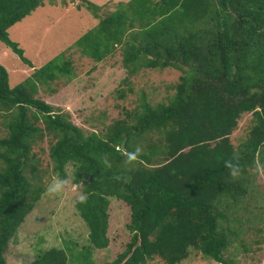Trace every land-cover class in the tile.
<instances>
[{"label": "trees", "instance_id": "obj_1", "mask_svg": "<svg viewBox=\"0 0 264 264\" xmlns=\"http://www.w3.org/2000/svg\"><path fill=\"white\" fill-rule=\"evenodd\" d=\"M42 3L0 0V41L32 68L10 87L0 64V115L7 129L0 136V264H7L11 238L45 189L33 152L44 137L54 174L68 177L71 165L72 182L88 195L74 204L89 244L78 251L66 247L69 255V248L77 252L73 264H95L91 250L108 246L115 200L129 210L130 240L104 264H144L155 257L178 264L192 251L218 264H238L226 254L234 239L242 244L231 223L240 220L235 210L248 192L245 176L264 153V0H126L104 15L86 1L97 23L34 67L7 29ZM117 48L126 78L140 67L181 71L168 101L152 103L141 92L137 105L102 135L85 133L68 111L36 96L39 84L76 76L68 50L98 63ZM243 112L251 113L253 124L234 145L230 135ZM229 160L239 163L237 176L226 167ZM68 261L63 248L50 247L27 264Z\"/></svg>", "mask_w": 264, "mask_h": 264}, {"label": "rangeland", "instance_id": "obj_2", "mask_svg": "<svg viewBox=\"0 0 264 264\" xmlns=\"http://www.w3.org/2000/svg\"><path fill=\"white\" fill-rule=\"evenodd\" d=\"M86 1L98 5L99 15H104L115 9L117 2L126 0H43L41 5L11 25L7 29L8 35L23 49L24 56L34 67H39L60 51L66 50L97 23L98 18L86 8ZM0 47L6 49L1 54L2 61L4 57L8 66L1 64L7 70L8 83L12 87L25 79L32 68L1 41ZM70 50L67 56L76 76L70 81L62 77L47 85L39 84L36 96L56 109L68 111L70 119L85 133L95 131L103 135L113 120L124 118L125 111L137 105L141 92H145L152 103L168 101L181 74L180 70L174 68L140 67L126 78L127 70L122 65V54L118 48L98 63L80 56L75 49L72 52ZM127 80L130 82L127 83ZM47 86L49 89L53 87L54 91L46 89ZM2 120L0 115V136L7 134ZM252 124L251 113L243 112L230 135V141L234 145L238 144L246 137ZM49 144L48 137H44L33 147L38 174L45 189L11 238L5 255L7 264H27L38 251L50 247L63 248L68 259L72 258V263L68 261L67 264H73L77 263L75 251L88 247L87 227L74 208L76 197L81 194L80 184L70 180L67 189L60 195H49L46 191L47 185L57 178L48 155ZM260 155L245 176L249 180L248 192L240 197L243 206L235 210L240 220L231 223L240 231L239 241L242 244L234 239L226 254L236 259L238 264H264V153L262 158ZM71 172L72 167L68 165L70 178ZM110 209L107 229L109 243L104 249L91 250L89 258L95 264L113 260L130 240L126 226L129 222L127 206L115 200ZM71 242L76 245H71ZM67 246L74 247L75 251L69 248L70 255ZM144 264L166 263L155 257ZM178 264L218 263L200 252L192 251Z\"/></svg>", "mask_w": 264, "mask_h": 264}, {"label": "clouds", "instance_id": "obj_3", "mask_svg": "<svg viewBox=\"0 0 264 264\" xmlns=\"http://www.w3.org/2000/svg\"><path fill=\"white\" fill-rule=\"evenodd\" d=\"M141 150L139 148H137L135 150V152H129L128 153V159L129 161L136 159L137 154L140 152ZM104 164H108V160L105 157L103 160ZM226 167L229 168L230 170V174L232 176H237L239 174V170H240V165L238 162H234V160H229L226 161ZM71 178L70 177H57L54 180H52L46 188V191L49 195H60L62 193L65 192V190L67 189L69 183H70ZM80 202H85L88 199V195L87 193H81L78 194L76 197Z\"/></svg>", "mask_w": 264, "mask_h": 264}, {"label": "crops", "instance_id": "obj_4", "mask_svg": "<svg viewBox=\"0 0 264 264\" xmlns=\"http://www.w3.org/2000/svg\"><path fill=\"white\" fill-rule=\"evenodd\" d=\"M6 49L5 48H3V47H0V64L2 63V64H4L6 67L8 66V64H7V62L5 61V58L3 57V61H2V56H3V54H1V53H3V51H5ZM2 61V62H1ZM3 65V66H4Z\"/></svg>", "mask_w": 264, "mask_h": 264}]
</instances>
